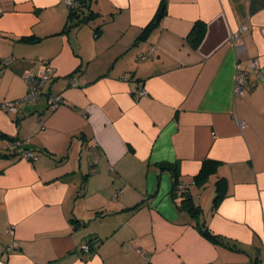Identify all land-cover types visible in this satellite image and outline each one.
Returning <instances> with one entry per match:
<instances>
[{"label":"crops","instance_id":"1","mask_svg":"<svg viewBox=\"0 0 264 264\" xmlns=\"http://www.w3.org/2000/svg\"><path fill=\"white\" fill-rule=\"evenodd\" d=\"M89 3L96 18L65 31L61 0H0V104L22 100L43 61L53 70L37 103L0 109V255L14 241L7 264H264V0ZM204 162L214 170L189 186L192 217L173 185Z\"/></svg>","mask_w":264,"mask_h":264},{"label":"built area","instance_id":"2","mask_svg":"<svg viewBox=\"0 0 264 264\" xmlns=\"http://www.w3.org/2000/svg\"><path fill=\"white\" fill-rule=\"evenodd\" d=\"M61 2L66 5L67 8H75L76 7V2L71 1V0H61ZM247 29L246 26H242L239 31L233 36L232 40L235 43V45L240 46L241 45V39H240V34L244 32ZM150 56H142L140 59L146 60L149 59ZM1 66H7L8 62L7 61H2ZM43 66L44 69L42 71H38L37 73H34L33 71H28L23 75V80L25 81L26 84V93L25 96L23 97L22 100L19 101H12V102H5L0 104V109L5 111L6 113L10 114H15L17 112V108L20 104L25 103V104H34L37 103L38 100L42 97L43 95V88L46 85V83L51 80V76L53 74L52 68L49 66V64L46 61H43ZM256 63H252L251 66L255 67ZM247 82V75L244 71H238L234 86H233V95L240 96L244 93V89L246 86ZM68 83L71 87L76 86V81L71 78L68 79ZM136 95L139 97H145L147 96V92L144 88H140L136 91ZM48 107L51 109L57 108L60 104H62V97L61 96H47L46 98ZM241 125V124H240ZM242 126V125H241ZM24 143L25 142H9V148L13 151L16 152L18 157L20 158H25L27 160H32L34 159V155L32 154L31 151H28L24 149ZM194 185V182L192 183H185L181 182L179 183L174 190L175 195L178 197H183L185 194H188L189 192V186ZM6 234L8 236H12V230L7 229ZM6 253H10L12 249L18 248V244L16 242L10 243L8 246H6ZM88 245L83 246L82 250L84 252L89 251ZM138 253L143 257L144 261H147L146 256L144 253H142L140 250H138ZM0 264H6L5 261L0 260Z\"/></svg>","mask_w":264,"mask_h":264},{"label":"trees","instance_id":"3","mask_svg":"<svg viewBox=\"0 0 264 264\" xmlns=\"http://www.w3.org/2000/svg\"><path fill=\"white\" fill-rule=\"evenodd\" d=\"M76 2V7L75 8H68V17H67V23L64 27V30L67 31L72 27H79L81 25L87 24L90 21H93L96 18V14H94L91 9H90V3L89 0H75ZM156 17V16H155ZM155 19V18H154ZM154 19L153 21H151V23H149V25L147 27H145L143 29V31L141 32V34L139 35V37L137 38V41H142L145 40L148 36V34L151 32V30L153 29V27H155L156 23H154ZM201 24H195L190 35L189 38L193 39V43L194 45L197 44L201 38H202V33H203V29L201 27ZM39 39L36 38H32V37H23L20 39L21 42L25 43V44H34L37 43ZM70 79V78H69ZM63 100V99H62ZM63 103V101H62ZM22 142L19 139H10L9 142ZM24 149H26L25 147H23ZM28 150V149H26ZM31 151V150H28ZM32 154L34 155V159H36L37 155L35 152L31 151ZM14 156L18 155L16 154V152L14 151ZM32 159V160H34ZM212 162H204L201 170L198 174L197 177H195V179L193 180L194 184H201L205 178L211 174V172L214 170L213 168H211V166H208ZM211 168V169H210ZM164 169H169V171L174 175L175 178H177V174H176V170L174 167L171 168H164ZM206 175V176H205ZM204 178V179H203ZM181 182H176L173 185V193L175 190V187ZM218 185V183H217ZM175 194V193H174ZM189 194V192H188ZM188 194H185L182 198V208L185 209L186 211H188L192 217H195L199 211V208L194 207L193 204L191 203V199L189 197ZM221 196H217V199L220 198ZM137 209V207H133L134 210ZM75 224H77V221H73ZM199 232L201 233V235L207 239L209 242L215 244V245H221L224 246L226 248L229 249H233V250H237L235 244H231L229 241H226L223 237L217 236V235H213L205 226H201L199 228ZM91 242V241H90ZM90 242L87 244L88 247L91 249V245ZM6 249L7 247L3 248V251L0 255V260L5 261L7 264V256L17 250L20 249V247L16 248V249H12L10 253H6Z\"/></svg>","mask_w":264,"mask_h":264},{"label":"water","instance_id":"4","mask_svg":"<svg viewBox=\"0 0 264 264\" xmlns=\"http://www.w3.org/2000/svg\"><path fill=\"white\" fill-rule=\"evenodd\" d=\"M162 13H163V11L160 10L159 13L156 15V17H155V19H154V23H157V22H158V20H159V19L161 18V16H162Z\"/></svg>","mask_w":264,"mask_h":264},{"label":"rangeland","instance_id":"5","mask_svg":"<svg viewBox=\"0 0 264 264\" xmlns=\"http://www.w3.org/2000/svg\"><path fill=\"white\" fill-rule=\"evenodd\" d=\"M25 106V103L20 104L19 108H22Z\"/></svg>","mask_w":264,"mask_h":264}]
</instances>
